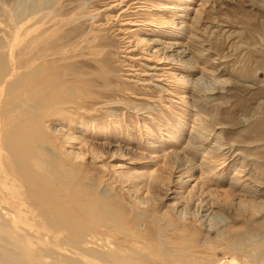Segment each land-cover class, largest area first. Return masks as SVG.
<instances>
[{
  "label": "rangeland",
  "instance_id": "obj_1",
  "mask_svg": "<svg viewBox=\"0 0 264 264\" xmlns=\"http://www.w3.org/2000/svg\"><path fill=\"white\" fill-rule=\"evenodd\" d=\"M117 261L264 264V0H0V264Z\"/></svg>",
  "mask_w": 264,
  "mask_h": 264
},
{
  "label": "bare ground",
  "instance_id": "obj_2",
  "mask_svg": "<svg viewBox=\"0 0 264 264\" xmlns=\"http://www.w3.org/2000/svg\"><path fill=\"white\" fill-rule=\"evenodd\" d=\"M17 23V22H16ZM18 24V23H17ZM19 29H23V26L22 27H19ZM41 35H43V34H41ZM23 39H22V35L21 34H19V33H16L15 34V36H14V41L16 42V43H14L15 45L13 46V45H10V47H12V49H10L9 50V52H13V50H14V48H16V46L17 45H20V44H23L21 41H22ZM31 41H37V39H35V38H33ZM41 53V52H40ZM45 54V53H44ZM43 56H45V55H43ZM49 56V55H48ZM47 57V56H46ZM46 57H44V58H46ZM43 58V57H42ZM41 58V59H42ZM43 58V59H44ZM53 58H54V56H53ZM53 58H52V61H53ZM39 59V58H38ZM51 61V60H50ZM44 71V70H43ZM41 69H38V70H36V71H34V73L33 72H31V74H38V73H41V72H43ZM24 144V143H23ZM14 152V151H13ZM12 152V153H13ZM25 155V154H24ZM25 157V156H24ZM39 160V159H38ZM22 161V160H21ZM25 163V162H24ZM28 163V162H27ZM37 163H38V161H37ZM211 165V164H210ZM36 166H38V165H36ZM212 166V165H211ZM209 167V166H208ZM215 169V168H214ZM36 176V175H35ZM48 176V175H47ZM39 179V178H38ZM37 180V179H36ZM35 180V181H36ZM45 182H47V181H45ZM48 183V182H47ZM43 185V184H42ZM49 185H51V184H49ZM64 186V185H63ZM45 187V186H44ZM48 187V186H47ZM50 198V197H49ZM51 199V198H50ZM52 203H54L53 201H52ZM10 243V242H9ZM17 254V253H16ZM84 254V253H83ZM2 259V258H1ZM7 262V261H6ZM10 262V261H9ZM3 263V262H2ZM5 263V262H4ZM117 264H123L122 262H119V261H117Z\"/></svg>",
  "mask_w": 264,
  "mask_h": 264
}]
</instances>
